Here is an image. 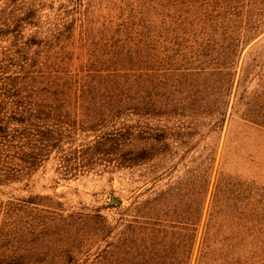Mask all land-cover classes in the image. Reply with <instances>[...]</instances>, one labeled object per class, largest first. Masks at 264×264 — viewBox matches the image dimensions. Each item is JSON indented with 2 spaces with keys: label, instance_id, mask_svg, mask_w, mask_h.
<instances>
[{
  "label": "trees",
  "instance_id": "obj_1",
  "mask_svg": "<svg viewBox=\"0 0 264 264\" xmlns=\"http://www.w3.org/2000/svg\"><path fill=\"white\" fill-rule=\"evenodd\" d=\"M263 34L264 0H0V264L34 257L21 246L36 232L26 210L63 206L4 200L13 183L29 187L52 159L62 178L132 170L195 136L194 181L137 201L91 264H264V186L214 179L227 121L264 128V56L244 59ZM94 224L110 237L105 219Z\"/></svg>",
  "mask_w": 264,
  "mask_h": 264
},
{
  "label": "rangeland",
  "instance_id": "obj_2",
  "mask_svg": "<svg viewBox=\"0 0 264 264\" xmlns=\"http://www.w3.org/2000/svg\"><path fill=\"white\" fill-rule=\"evenodd\" d=\"M257 54L264 56V34L246 49L244 59L250 63ZM258 80H252L250 89L257 86ZM202 144L195 136L189 144H174L165 157L132 170L99 167L77 178H62L52 159L33 176L29 187L26 181L13 183L2 195L4 200L39 193L63 203L55 210L56 215L40 211L45 208L42 206L35 210L34 219L28 210L23 214L22 227L27 232L32 224L36 226L33 235L21 239L27 256L34 255L27 258L28 263L62 264L60 258L69 253L78 258L77 264L93 263L109 242L118 240L123 224L138 216L137 201L165 193L170 185L179 181L184 185L188 179L194 181ZM221 170L264 186V128L238 116L230 118L222 134L214 179ZM153 175L160 176L156 184L149 182ZM162 201L165 209V198ZM102 219L113 227L107 239L97 233L99 225L94 224ZM38 259L42 262H35Z\"/></svg>",
  "mask_w": 264,
  "mask_h": 264
},
{
  "label": "water",
  "instance_id": "obj_3",
  "mask_svg": "<svg viewBox=\"0 0 264 264\" xmlns=\"http://www.w3.org/2000/svg\"><path fill=\"white\" fill-rule=\"evenodd\" d=\"M114 201H115L116 203H120V200H116V199H115Z\"/></svg>",
  "mask_w": 264,
  "mask_h": 264
}]
</instances>
